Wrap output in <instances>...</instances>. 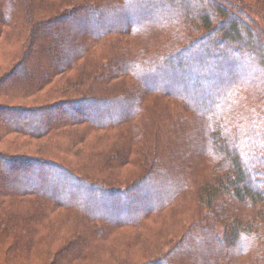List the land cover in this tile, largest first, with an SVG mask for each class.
Returning a JSON list of instances; mask_svg holds the SVG:
<instances>
[{
	"label": "trees",
	"instance_id": "1",
	"mask_svg": "<svg viewBox=\"0 0 264 264\" xmlns=\"http://www.w3.org/2000/svg\"><path fill=\"white\" fill-rule=\"evenodd\" d=\"M24 1L30 4L29 0H0V48H7L5 42L13 39L15 35L21 37L25 44V51L22 50L19 53L16 63L0 77V264H90L95 261H104L105 256L109 257L105 264H137L143 260L142 256L129 254L131 248L139 249L143 243L142 235L136 231H142L143 228L145 231L152 230L157 226L158 221L155 220L157 218H159L158 226L160 225L159 235H166L165 233L169 231L166 230V226L169 223L177 226L186 223L191 225L199 217L205 230L202 233L196 232L197 236L193 237L190 232L171 234L169 238L180 237V241L176 242L175 247L168 249L165 254L159 251L160 246L153 248L148 253L152 258L157 255L170 256L185 244L192 245L199 252L200 247L205 245L204 239L208 237L214 221L219 220L224 223L227 232L233 233L228 235L231 239L229 251L231 255L242 256L255 249L254 245L257 240L255 234H258L256 232L257 223L254 224L252 221L249 225L246 224L245 227L248 230L243 231L241 229L244 225L239 220L244 217L241 206L249 198L254 197V199L251 198L250 205L257 204L256 202L260 200L264 201V101L259 104V110L249 105H241L243 101H237V105H226L227 100L235 95V91L231 90L233 89L231 79L228 82V89L226 88L222 94L215 92L214 99H207L205 104L196 105L192 102V98L186 97L185 92L181 97L174 96L173 98L185 104L200 118V122H203L202 130L208 138L200 148V152L209 160L200 169L204 171L201 173V186L198 190L194 185L189 189L184 184L180 186L181 183L176 174L181 175L184 172V169L180 168L182 165L171 168V170L167 169L164 173L168 175L170 172L175 178L170 183L166 181L164 185V189L167 190L166 195L157 203L139 211L136 216L124 217L127 212L125 205L132 199H135L134 204H139L136 197L139 190L151 186L147 182L152 183V179L159 180L157 178L160 176L155 173L165 168L161 167L163 164L158 160L153 164L146 163L142 176L137 178L138 169H136L132 178H125L128 184L121 186L124 188H103L102 183L109 186L108 179L104 180V176L126 166L127 143L130 144L136 137H139L143 143H146L148 138H156L154 127H148L145 120H142L145 123H140L135 127V123L141 121V118H136V113L119 116V118L109 119L108 116H104L102 120H93L95 116L88 113L75 117L67 112L63 106L69 105L71 111L75 107H71V103L86 102L96 94V90L94 94L92 88L84 87L94 81L96 72L94 68H90L91 72L86 76L87 79L82 77L85 64L80 61L82 56L77 52L81 43L75 38L69 41V47H65L59 53L52 52L50 48L45 49V46L53 40L44 38L43 41L36 43L35 38L41 26L31 24L22 29L25 22L28 23L33 19L31 8H24L21 5L20 2ZM158 1L160 0H116L111 3L113 4L111 7L103 5L93 9V7H74L83 5L82 0H41L40 9L50 13L44 15L50 18L47 20H51H45L46 23L43 25L46 27L67 19L63 15L65 10L70 8L74 9V18H85V14L89 11H91L88 13L91 18H94L96 14L100 16V13L112 18L111 15L114 14L113 16H117L116 24L111 25L107 22L98 33L93 35V38L100 39L116 33L142 36L145 33L141 34V31L146 30L144 25L149 23L147 16L138 24L131 23L129 27L122 28L119 25L125 18V14L130 13L134 7H139L138 5L142 3L149 9ZM185 2V5H190L188 0ZM127 4L130 5L127 6ZM187 7H177L179 16L182 15L185 18L183 26L188 38L187 46L178 47L175 49L176 55L172 53L163 59L156 56H142L128 62H121L119 66L122 69L116 72L120 79L117 84H121L123 88L124 83H127L123 79L127 76L133 78L135 83L138 82L146 93L172 97L168 90H159L150 86L149 77L163 68H169L173 60L177 62L181 60L182 63L183 56L189 51L201 54V59L194 61L191 66L188 64L187 71L191 68L204 70L206 66L212 69V63L214 64L216 59L220 62L224 57L225 61L226 57L232 59L235 54H243L244 58L250 62L249 73L252 69L255 71L264 68V63L260 64L264 62V32L258 30L254 24L248 25L245 20L240 19L248 18L241 10L234 11L230 7L231 10L224 11L219 7H211L216 11L219 20L224 19L215 23L216 19L213 20L210 10L207 12L201 10L191 14ZM54 14L59 16L54 17ZM158 19L163 20L162 17ZM193 20H198L196 25L192 23ZM227 24L229 25L225 27ZM137 26L143 29L135 30ZM170 26L168 22V27ZM159 27L167 28V24L159 23ZM21 32L25 39L21 36ZM61 35L62 38L57 36L60 44L71 39L69 32ZM242 35H246L245 38L249 43L243 44L240 41ZM82 42L85 44L83 40ZM254 58L257 61L253 62ZM59 63L60 65L54 66ZM45 65L48 68L43 72L42 78L36 76L32 81L25 82L26 79L22 81L25 74L32 76L30 75L31 70L39 71L41 68L42 71V66ZM72 68L75 70L78 68V71L74 85L70 86L72 74H68V71ZM21 69L23 73L20 78H17ZM57 78H59L58 84L66 88L67 92L51 87L49 94L41 97V90H46ZM111 78L116 79L114 76ZM258 82L251 81L253 86ZM262 83L264 84V80ZM110 84V81L103 83L105 87ZM146 84H148L147 87ZM263 84H261L262 88L253 93L254 96L258 97L260 91L261 95L264 94ZM133 90L131 94L125 95L121 92L113 95H119L125 102L132 103L133 109H139L137 105H141V93L137 95L135 89ZM131 91L129 89L128 93ZM201 94L203 95V92H199V95ZM57 96H60V99L51 101ZM256 99L254 98L253 101L256 102ZM105 100L97 99L94 105L103 104ZM242 106L251 110L247 117L242 111ZM43 112L44 120H46L44 123L40 118L44 116ZM111 114L114 115L112 110L108 115ZM55 116H59L57 121L53 120ZM14 118L16 121L13 124L11 119ZM64 119L77 127L78 130L74 135L67 133L69 124ZM92 127L101 130L109 129V131L99 136L96 142H91L89 139L86 142L83 141L84 136L89 137L83 133L88 132ZM63 129L64 132L61 133ZM135 129L139 130V133H135ZM211 133H214L215 137H212ZM44 138L47 139L41 144V139ZM9 145H14L16 150H11ZM69 155L76 159L75 164L66 158ZM140 155L141 153H138L136 157ZM217 162L221 164L220 167L215 166ZM58 173L69 183L71 190L87 195V200L109 199L113 206L107 210L108 217L119 215L123 218L117 219L118 216H116L115 223L105 225L111 221L99 213L89 211L84 202L49 196L50 191H44L41 183L48 178H54ZM177 181L179 184L175 185ZM258 187L262 190L261 196L257 191ZM153 193L155 195L157 191ZM188 195L192 209L190 211L182 209L183 212L181 211L182 214L177 216L178 219L170 218L166 220L169 223H161L160 221L178 213L177 205H183L184 198ZM220 197L221 200L225 199L227 202L230 200L234 205L235 201L239 202L236 206L238 213L233 219L235 221L230 224L228 222L233 216L216 215V209H218L216 200ZM209 200H212L211 203ZM164 212L166 215L161 217ZM188 216L192 218L189 222L185 221ZM117 232L123 236L122 243H118L115 238ZM189 239H193V242H188ZM240 239H242L243 247L234 250L232 243L236 242L235 245H237ZM209 240L212 241L213 237H209ZM95 245H101V247L92 250L91 248ZM263 254L264 248L262 249ZM262 255H260L259 262L255 264L263 261L264 256ZM179 257L181 264L196 263L199 258L194 251L183 252ZM221 260V256H218L217 260L208 258L202 263L217 264ZM144 262L142 263L163 264L164 260L152 259V261L145 260ZM247 264H252V259H247Z\"/></svg>",
	"mask_w": 264,
	"mask_h": 264
},
{
	"label": "rangeland",
	"instance_id": "2",
	"mask_svg": "<svg viewBox=\"0 0 264 264\" xmlns=\"http://www.w3.org/2000/svg\"><path fill=\"white\" fill-rule=\"evenodd\" d=\"M29 1L30 4H28L26 1H24L23 3L20 2L21 5L24 6V8H31V13L33 16L32 21L28 23L25 22L22 29H24L27 25L29 26L31 24H37L38 27L41 26L40 32L38 31L39 34L35 38L36 43L43 41L44 38L53 40L45 46V49L50 48V50L52 49V52L56 53H59L62 49H65V47H69L70 42L73 41L74 38L77 39V41L81 43V46L78 47V50H76L78 54L82 56L80 61L85 64L83 67L82 77H86L88 73L91 72L90 68H94L96 72L94 81L84 86L87 88H92V93L94 94L96 90V94L91 99H88L86 102L78 101L75 103H71V107L75 106L71 111L69 109V105H65L63 106V108H65L67 112H70V114L75 117H81L83 113H88L89 115L95 116L93 117V120H102V117L104 116H108L109 119L119 118V116L121 117L128 114L130 115L132 113H136V118H141V121L145 120L148 127H154V134L157 136L156 138H148L146 143H143L141 139L139 140V137H136V139H134V141H132L130 144L127 143L126 148L128 149V151L126 153V166L122 167L117 171L109 172L104 176V180L108 179L107 184H109V186H106L104 185V183H102L104 186L103 188H124L121 186H125L128 184L125 181V178H132V176L136 172V169H138L137 178L142 176L146 163L149 165L155 163L158 160L159 163L163 164L161 167L165 168L164 170L156 171L155 175L160 176V178H157L159 180L152 179V183L147 182L150 183L151 186L144 187L139 190V194L136 195L139 204H134L135 199H132L128 204L126 202L127 205H125V209H127V212H125L124 217L132 218L136 216L139 211L148 208L155 202L157 203L158 200H160L161 198H163V196L166 195L167 190L164 189L166 181H168L167 183H170L171 180L175 178L174 175L170 172L168 175L164 173L167 169L171 170V168H177L182 165L180 168H183L184 172L179 169L182 174H176V177H179V181L181 183L180 186L184 184L187 189H189L192 188V185H194L195 187H197V190L201 186V173H203L204 171H200V169L201 167H203V165L207 164V161L209 162V160H207L206 156L200 152V148L202 144L207 141L208 138H206L204 135V131L202 130L203 122H200V118H198L194 114L195 112L191 111L185 104H182L177 101V99L173 98L174 96L181 97V95L186 93V97L192 98V102L196 105L205 104L207 99L213 100L214 95L216 93L222 94L226 88L228 89V82L231 79V84H233V89L231 90L235 91V95L231 96L230 99L227 100L226 105H237V101H243L241 105H249L252 108H257L259 110V104L264 101V94L261 95V91L258 97L253 95V93H256L255 91H257V89L262 88L261 84H263L262 81L264 80V68L262 70L257 69L255 71L254 69H252L249 73L250 67L248 65L250 62L247 61V58H244L243 54H235L234 56H232V59L226 57L227 60L225 61L223 57L221 58L220 62L218 61V59H216L215 63H212V69H208L206 66L207 69L205 68L204 70L191 68L189 71H187L186 68L188 64L191 66L194 64V61H198L199 59H201V54L199 53H190L191 51L187 52L183 56L182 63L181 60H178V62L176 60H173L169 68L166 67L156 72V74H153L149 77L150 81L148 82L150 86L156 87L159 90H168L172 97L150 92L146 93L145 91H143V88L138 82L135 83L133 78L131 79V77L129 78L127 76L123 79V81L127 83H124L125 86L122 88L121 84H117L120 79L119 76L116 74V72H119L122 69V67L119 66L121 62H128L130 60L142 56H156L160 57V59H163L171 55L172 53L176 55L175 49H177L178 47L187 46L186 43L188 42V38L185 35V28L183 26V21L185 20V18L182 15L179 16L177 10L178 6H189L187 8L191 14L197 13L201 10L204 12L210 10L209 12L213 17V20L215 21L216 19L215 23L220 22L224 19L221 18L219 20V16H217L216 11L211 7H219L224 11L232 7L234 11L241 10L249 18L248 19L244 17L240 19L245 20L248 25L254 24L258 30L264 32V0H188L190 5H185V0H160L158 1V3L155 2L153 4V7H150L149 9L141 3L138 5L139 7H134L130 13H127V15L125 14V18L121 21V24L119 26L125 28L131 26V23L134 22L138 24L139 21L144 20V18L147 16L149 23L148 25H144V29L146 30L141 31V34H145H143L142 36H133L128 33H116L105 36L100 39L93 38V35L98 33L103 28V25L107 22H109V24L111 25H115V20L117 16H113L114 14L111 15L112 18H110V16H103L102 13H100V16L99 14H96L94 18H91V16L88 14L91 11H89L85 14V18H74V9L70 8L69 10H65L63 15L67 19L60 20V22H57V24L46 27L43 24L46 23V21L51 20H47L50 18H47L44 15L50 13L41 11V0ZM82 1L84 2V4L82 3L83 5H78L74 7H93V9L95 7L99 8L103 5H108L109 7H111V5H113L111 3L115 2L116 0ZM129 5L130 4H127V6ZM37 10L39 11L37 12ZM77 11H79V9ZM55 16L59 15L54 14V17ZM159 17H162L163 20H159ZM168 22L171 25L170 27H168ZM197 22L198 20L192 21V23L195 25L197 24ZM159 23L167 24V28L159 27ZM229 24L225 25V27H227ZM187 27H189V25ZM141 29L143 28L137 26L135 30ZM68 32L71 36V39L66 42L63 41V43L61 42L60 44V41H58V37L62 38L61 34ZM21 36L24 38L22 32ZM245 36L242 35L240 38V41L243 44L249 43ZM82 40L85 42V44H83ZM5 45L7 48H0V77L2 75H5V73H7L11 66L16 63V58L19 56V53L22 50L23 52L25 51V44L23 43V39H21V37H17L16 35L13 39L7 40V42H5ZM207 46L209 47L210 45L208 44ZM254 61L257 60L254 58L253 62ZM60 63L54 66L60 65ZM263 63L264 62H260L261 65ZM46 66L47 65L42 66V71L41 68L39 71L29 70L30 75L32 74V76H29V74L26 76L25 74L22 77V81H24L25 79V82L32 81L33 79H35L34 77L36 76H40L42 78L43 72L48 68ZM73 66H75V64ZM22 70L23 69L20 70L18 75L19 77L17 78H20L21 73H23ZM77 71L78 68L76 70L72 68L70 71H68V74H72L70 76V86H73L75 83ZM112 76H114L116 79L113 80L111 78ZM84 79H87V77ZM58 80L59 78L54 79V81L46 90H41V97L49 94L51 87H54V89H58L59 91L61 89L66 93L67 89L61 87L60 84H58ZM108 81H110L111 84L105 87L103 83H107ZM128 81H131L132 83ZM251 81L259 82L257 83V85L253 86ZM116 84L117 86H115ZM148 84H146V87L148 86ZM128 88L132 90L129 93ZM133 89H135L137 95L141 93V105H137L139 109H133L131 105L132 103L129 104L125 102L124 99L122 100L119 97V95H113L119 94L121 92H124L122 94L125 95L131 94L132 92H134ZM199 92H203V95H199ZM101 98L107 100H105L103 104L94 105L95 100H100ZM254 98H257L256 100L258 102L253 101ZM58 99H60V96H57L51 101ZM111 110L114 115L111 114L109 116L108 113H111ZM242 111L244 112L245 117H247L249 112H251V110L244 106H242ZM40 118L42 119L43 123L46 122V120H44L45 115L40 116ZM58 118L59 116H55L53 120L57 121ZM64 120L69 124V132L67 133L74 135L75 131L78 130L77 127L71 124L69 120ZM15 121L16 118L11 119V122H13V124ZM141 121L135 123V127L139 126L140 123H145ZM107 131H109V129L101 130L100 128L92 127L88 132L83 133V135H89V137L84 136L82 140L86 142V140L89 139L91 142H96L97 138L106 133ZM62 132H64V129L61 131V133ZM135 133H139V130L135 129ZM211 136L215 137L214 133H211ZM68 137L69 136H67V138ZM45 139L47 138L41 139V144L44 143L43 141ZM8 147L13 151L16 150L14 145H9ZM78 147L80 148V146ZM48 149H50L49 146ZM138 153H141L142 156L140 155V157H136ZM66 158L71 163L75 164V158L70 155L66 156ZM215 166L220 167L221 164L219 165V163L217 162ZM54 178L51 177L46 180L42 179L44 183H41V188L44 191H50L49 194L51 195L49 196H59L64 199L71 198L79 202H84V204L88 207L89 211L94 213L96 212L97 214L99 213L102 215V217H107L106 219L111 221L109 222V224L105 225L115 223L116 216H118L117 219L120 217L123 218V216L119 217V215H116L115 217H110L109 215L108 217L107 210L113 206L112 202L109 199L93 198L87 200V195H83L80 191H75L73 189L71 190L69 187V183L66 182L64 180V177L59 175V173ZM178 184V181L175 182V185ZM260 189L261 188L258 187L257 190L259 191V196H261L262 192V190ZM155 191H157V194L154 195L153 192ZM251 198L254 199V197ZM251 198H249L246 203L241 206L243 209L242 213H244V217L239 220V222L244 225V227H242L241 229L243 231L248 230L245 227L246 224L249 225L252 221H254V224L257 223L256 232L258 234H255L257 236V240L254 245L255 249H253L248 254H244L242 256H235L229 253L231 239L228 237V235H232L233 233L229 231L227 232V228L225 229L224 223L219 220L214 221V224L212 225V229L210 230L208 237L204 239L205 245H202L200 247L199 252L195 248H193L192 245L187 246V244H185L183 247L180 248V250L170 256L167 255L165 257H161L157 255L152 258L151 255H148V253L153 248L159 246V251L163 252V254H165L168 249L175 247L176 242L180 241V237L169 238V236L173 233L190 232L192 233L191 237H193L194 235L197 236L196 232L198 231L199 233L204 232L205 229L200 217L195 219L191 225L189 223H186L177 226L166 221L170 218L178 219L177 216L181 213L182 209L183 211L186 209L190 211L192 209L189 195L187 198H184L183 205H177V214L175 213L174 216L160 221L161 223H169L166 226V230H169L167 233H165L166 235L158 234V229L160 227V225L158 226L159 218L155 219L156 221H158V223L156 224L157 226L155 225L156 227H154L152 230L145 231V228H143L142 231H136L142 235L143 243L139 249L135 250L131 248L129 254H132L133 256H142L143 260H141L137 264H143L145 263V260L152 261V259L164 260L163 264H181L179 256L183 252L188 251H194L196 254H198V257L200 258H198L196 263L193 262L192 264H200L206 261L208 258H213L214 260H217L218 256H221L222 260H224L218 261L217 264H234L235 262H237V264H247V259H252V264H255V262H259L260 255H262V249L264 248V201L260 200V202H256L257 204L250 205L252 201ZM221 199L222 198L220 197V199L217 198L216 200V202L218 203L216 215L218 214L220 216H224V214H227L228 217L233 216L228 222V224H230L235 221L233 219L235 218L234 215L238 213L236 206L239 205V202L235 201L236 204L234 205L230 200L227 202L225 199ZM209 201L211 203L212 200ZM248 212L249 215L247 216ZM185 214H188V212H185ZM165 215L166 213L164 212V214H161V217H164ZM190 219L192 218H189L188 216L185 221L189 222ZM206 225H208L207 222ZM116 234L117 235L115 236V238L117 242L122 243V234L120 232H117ZM260 234L263 235V237ZM211 236L213 237L212 241L209 240V237ZM222 236L224 238H222ZM110 239L116 242V240L112 239V237H110ZM241 240L242 239L239 240L237 245H235L236 242L232 243L233 247H235L234 250L243 247V242H241ZM188 242H193V239H189ZM196 242L200 244L199 241ZM100 247L101 245H95L91 249L95 250L99 249ZM203 252H205V254ZM262 256H264V254ZM108 258V256H105L104 261H95L90 264H105L106 262H108ZM187 262H189V260H187ZM263 263L264 259L260 264Z\"/></svg>",
	"mask_w": 264,
	"mask_h": 264
}]
</instances>
